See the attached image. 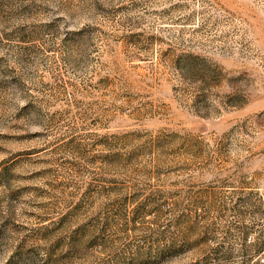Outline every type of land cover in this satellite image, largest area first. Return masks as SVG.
I'll list each match as a JSON object with an SVG mask.
<instances>
[{"label": "rangeland", "instance_id": "374dc122", "mask_svg": "<svg viewBox=\"0 0 264 264\" xmlns=\"http://www.w3.org/2000/svg\"><path fill=\"white\" fill-rule=\"evenodd\" d=\"M0 264H264V0H0Z\"/></svg>", "mask_w": 264, "mask_h": 264}]
</instances>
